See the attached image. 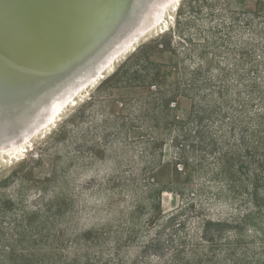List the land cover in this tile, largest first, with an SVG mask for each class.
<instances>
[{"label": "rangeland", "instance_id": "obj_1", "mask_svg": "<svg viewBox=\"0 0 264 264\" xmlns=\"http://www.w3.org/2000/svg\"><path fill=\"white\" fill-rule=\"evenodd\" d=\"M179 2L166 8L165 29L151 22L104 79L76 87L49 125L40 120L31 138H18L29 139L22 148L0 150V264H116L117 249L131 264L183 200L195 207L180 217V234H196L207 218L226 222L209 264H264V208L237 242L225 241L245 208L238 170H221L214 155L198 164L193 148L179 159L163 135L173 134L167 120L188 119L192 101L177 86L185 70L218 65L202 44L219 37V8L264 14V0ZM226 178L230 189L219 186Z\"/></svg>", "mask_w": 264, "mask_h": 264}, {"label": "trees", "instance_id": "obj_2", "mask_svg": "<svg viewBox=\"0 0 264 264\" xmlns=\"http://www.w3.org/2000/svg\"><path fill=\"white\" fill-rule=\"evenodd\" d=\"M215 28L218 39L202 45L206 49L213 46L218 65L210 68L199 64L190 73L185 70L186 77L177 86L192 101L188 119L181 124L167 120L166 129L173 134L163 135L169 136L179 159L190 148L198 164L214 155L221 170L236 168L241 180L247 182L241 193L245 208L240 216H234L229 237L225 238L231 244L240 239L250 216L264 208V14L222 7ZM176 169L182 171L183 167ZM230 179L219 186L230 189ZM218 196L223 199L220 191ZM194 207V202L186 204L183 200L177 212L163 219L156 238L139 250L131 264H209L219 243V226L226 222L207 218L196 234L182 235L180 231H187V222L180 217ZM165 229L172 231L166 239L162 235ZM114 256L116 264H125L121 249Z\"/></svg>", "mask_w": 264, "mask_h": 264}, {"label": "bare ground", "instance_id": "obj_3", "mask_svg": "<svg viewBox=\"0 0 264 264\" xmlns=\"http://www.w3.org/2000/svg\"><path fill=\"white\" fill-rule=\"evenodd\" d=\"M138 1L143 2L141 8ZM177 1L180 5L182 0H0V70L10 60L8 70L15 67L21 70L15 75L21 79L16 88L7 79L9 74L5 78L2 75L6 72L0 74V82L6 83L5 91L0 93L9 97L17 94L16 100L9 102L10 106L22 107L24 112L13 109L9 112V121L0 125V150L22 148L24 140L32 137L38 121L49 125L78 89L101 74L105 75L104 79L106 68L118 53L129 48L145 29L149 30L151 22L165 29L166 8L170 5L175 11ZM94 3L106 6L98 10L93 8ZM134 8H138V15L135 14L137 17L133 20L134 16H128V12ZM80 9L89 10L92 16L88 17V26L77 40L79 33L72 36L68 30L73 19L78 23ZM85 15L88 14L85 12ZM92 61L97 64L93 66ZM31 94L33 98H29ZM21 95L24 97L20 99ZM4 98L0 96V103ZM17 102L21 105H15ZM10 106L0 105V111ZM29 134L28 140H17Z\"/></svg>", "mask_w": 264, "mask_h": 264}, {"label": "water", "instance_id": "obj_4", "mask_svg": "<svg viewBox=\"0 0 264 264\" xmlns=\"http://www.w3.org/2000/svg\"><path fill=\"white\" fill-rule=\"evenodd\" d=\"M108 2V1H107ZM138 8H141L142 7V5L141 4H143V2L141 3V1H138ZM98 3H94L93 5H94V7L93 8H96L97 7V9L99 10V9H101V8H103L104 6H106V4L105 3H103V5H101V4H99V5H97ZM97 5V6H96ZM136 6H137V4H136ZM138 8H137V10H135L136 8H134L131 12H128V16H134V18H133V20L137 17L135 14H137L138 13ZM85 12L88 14V15H85ZM103 13V12H102ZM77 15H79V18H78V23H79V25H78V23H75V21H74V19L71 21V22H69L70 23V28H69V30L68 31H70V33H71V35L73 36V33H76V39L78 40L80 37H81V33H82V31L84 30V27L85 26H88V24H87V20H88V17L89 16H92V12H89V10H87V11H82V9H80L79 10V12L77 13ZM138 15V14H137ZM75 18V17H74ZM90 18V17H89ZM87 24V25H86ZM73 25H76L77 27L75 28ZM131 25V24H130ZM64 27H66V25L64 26ZM64 27H62L63 28V31H64ZM123 34H125V32L123 33ZM66 35H67V33H66ZM54 40L53 39H51V42H53ZM91 63H93L94 65L93 66H95V64H97L96 62L94 63L93 61L91 62ZM10 65H11V60L10 61H8V63H6L5 64V66L4 67H1L2 69L0 70V74H3L4 72H6V73H4V75H2V77L3 78H5L6 76H7V74H9L10 76L8 77L7 76V79L9 80L10 79V82L13 84L12 86H15V88L16 87H18L19 85H20V81H21V79H19L17 76H15V75H19V71H21L20 69H19V71H18V68L17 67H15V69H12V68H10V70H8L9 69V67H10ZM87 65V64H86ZM85 66V65H84ZM93 66H91V67H93ZM88 69H82V71H87ZM4 71V72H3ZM17 71H18V73H17ZM11 76L12 77H15V78H11ZM68 80H70V78L68 79ZM5 84L6 83H2V82H0V92L2 93V90H3V92L5 91L4 90V87H5ZM6 89V88H5ZM19 92V91H18ZM0 93V94H1ZM17 93V92H16ZM17 94H13L11 97H9V96H4L3 94H1L0 96H2V97H5L4 99V101L3 102H1L0 103V105H2V106H4V105H9L10 106V103L9 102H12L17 96H16ZM24 97V95H21V97H19L20 99L21 98H23ZM29 98H33V94H31V95H29ZM16 100V99H15ZM29 101H31V100H28V102ZM21 102V101H20ZM20 102H17V103H15V105H21V103ZM7 107V106H6ZM13 109H16V110H18L19 111V113H21L22 112V114L24 113L23 112V109H22V107H14V105H11L10 107H8V108H6L4 111L2 110V111H0V125H3V123H6L7 121H9V118H8V116H9V112H12L13 111ZM20 117V116H19ZM14 120H16V119H14ZM10 136H12L11 134H9Z\"/></svg>", "mask_w": 264, "mask_h": 264}, {"label": "built area", "instance_id": "obj_5", "mask_svg": "<svg viewBox=\"0 0 264 264\" xmlns=\"http://www.w3.org/2000/svg\"><path fill=\"white\" fill-rule=\"evenodd\" d=\"M172 105H174V104H172Z\"/></svg>", "mask_w": 264, "mask_h": 264}]
</instances>
